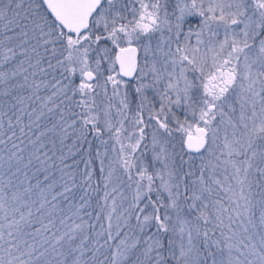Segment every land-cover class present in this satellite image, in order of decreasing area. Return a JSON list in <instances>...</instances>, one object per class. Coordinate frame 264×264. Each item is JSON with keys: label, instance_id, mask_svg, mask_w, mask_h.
I'll return each mask as SVG.
<instances>
[{"label": "snow or ice", "instance_id": "obj_1", "mask_svg": "<svg viewBox=\"0 0 264 264\" xmlns=\"http://www.w3.org/2000/svg\"><path fill=\"white\" fill-rule=\"evenodd\" d=\"M0 264H264V0H0Z\"/></svg>", "mask_w": 264, "mask_h": 264}]
</instances>
